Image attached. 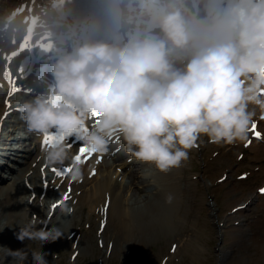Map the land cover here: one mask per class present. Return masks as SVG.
I'll return each instance as SVG.
<instances>
[{
	"label": "clouds",
	"instance_id": "clouds-1",
	"mask_svg": "<svg viewBox=\"0 0 264 264\" xmlns=\"http://www.w3.org/2000/svg\"><path fill=\"white\" fill-rule=\"evenodd\" d=\"M0 41L32 57L19 66L32 74L18 106L30 131L70 134L97 154L119 136L161 173L179 169L202 136L246 144L250 106L264 111V0H39L27 13L0 6ZM67 158L62 144L46 149L51 165ZM72 178L83 179L79 168ZM26 235L45 243L64 234L45 226ZM32 255L48 264L43 252Z\"/></svg>",
	"mask_w": 264,
	"mask_h": 264
},
{
	"label": "bare ground",
	"instance_id": "bare-ground-1",
	"mask_svg": "<svg viewBox=\"0 0 264 264\" xmlns=\"http://www.w3.org/2000/svg\"><path fill=\"white\" fill-rule=\"evenodd\" d=\"M38 3L39 0H0V6L15 7L22 13L31 11ZM26 55L19 42L0 41V138L16 144L14 148L23 146L15 154L12 146L7 147L12 159L0 152V264L28 262L19 254L13 230L22 232L29 224L39 230L45 226L59 228L65 247L81 248L84 238L75 221L84 207L88 208L89 218L95 214L99 225L109 226L112 221L128 236L138 233L150 236L158 227L175 231L185 221L178 209L184 191L192 184L191 180H182V166L161 173L154 165L136 160L119 136L112 138L107 154L84 153L81 163H76L74 157L81 154V147L88 146L75 136L46 146L45 134L30 131L18 112L19 104L28 96L26 87L32 86L31 72L26 68L23 76L19 69L24 59H32ZM6 72L10 73V80L5 79ZM17 76L20 83H16ZM13 86L18 91L12 92ZM250 108L256 112L257 131L264 136V111L255 105ZM94 126L95 121L88 122V127ZM48 134L59 135L54 130ZM248 140L255 157H264V138L257 139L250 131ZM60 144L66 147L68 158L62 164L51 165L46 159V149ZM76 168L82 172V180L72 178ZM64 169L70 171L57 174ZM260 169L264 173V167ZM260 193L259 197L264 198V192ZM25 248H29L28 243Z\"/></svg>",
	"mask_w": 264,
	"mask_h": 264
},
{
	"label": "rangeland",
	"instance_id": "rangeland-1",
	"mask_svg": "<svg viewBox=\"0 0 264 264\" xmlns=\"http://www.w3.org/2000/svg\"><path fill=\"white\" fill-rule=\"evenodd\" d=\"M249 141L198 140L180 170L192 184L178 209L185 221L175 231L158 227L150 236H128L112 221L99 225L84 207L75 221L84 238L81 248L65 247L62 238L26 239V233L39 231L29 224L13 230L19 254L26 264H34V252H43L48 264H264V157H255Z\"/></svg>",
	"mask_w": 264,
	"mask_h": 264
},
{
	"label": "snow or ice",
	"instance_id": "snow-or-ice-1",
	"mask_svg": "<svg viewBox=\"0 0 264 264\" xmlns=\"http://www.w3.org/2000/svg\"><path fill=\"white\" fill-rule=\"evenodd\" d=\"M5 79H9L10 80V73H5ZM12 92H16L18 91V89H16L14 86L12 87L11 89ZM250 131L253 133V135L257 138V139H261V138H264V136H262V133L257 131L256 129V124L253 123ZM71 136L70 134H59L57 136H50L48 133H45V139H44V143L46 146H49L50 145V142H57V141H62L64 139H66L67 137ZM251 141H249L250 143ZM80 153L81 154H78L74 157V160L76 163H81L82 162V154L84 153H94V150L93 149H89L88 147H81L79 149ZM53 171H56L55 169ZM66 171H70V169H64L62 170L61 172H58L57 174L58 175H62L63 172H66ZM94 174V173H93ZM262 192H264V189H261ZM67 198V197H65Z\"/></svg>",
	"mask_w": 264,
	"mask_h": 264
}]
</instances>
